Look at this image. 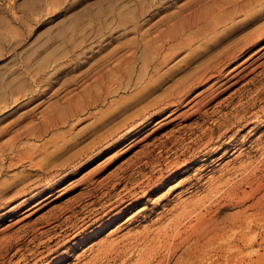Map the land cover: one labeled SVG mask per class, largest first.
<instances>
[{"label":"rangeland","instance_id":"1","mask_svg":"<svg viewBox=\"0 0 264 264\" xmlns=\"http://www.w3.org/2000/svg\"><path fill=\"white\" fill-rule=\"evenodd\" d=\"M246 1L260 9L253 21H203L225 40L261 29L203 107V94L190 98L208 83L160 111L119 104V91L41 134L55 106L95 90L98 73L143 71L147 42L198 4L0 0V264H264V0ZM205 23L182 37L208 34ZM25 149L32 161L16 156Z\"/></svg>","mask_w":264,"mask_h":264},{"label":"bare ground","instance_id":"2","mask_svg":"<svg viewBox=\"0 0 264 264\" xmlns=\"http://www.w3.org/2000/svg\"><path fill=\"white\" fill-rule=\"evenodd\" d=\"M196 4H198V5H196V8H195V6H194L193 10H191L192 7H191V9L189 8L191 11L189 10L190 12H187L184 16H182L181 19L175 21L174 23H170V24L166 25L165 35L164 36H157V37L150 36V37L153 38L150 41L147 40L149 37L147 39H145V40L148 41L147 42V45H148L147 47H148L149 51L153 54V56L149 59V60L152 61V66L150 68L148 66L151 63H149V60H148V61H143V63L145 62L144 63L145 64L144 70L140 71L136 75H132V73H130L131 69L129 70V72H124L125 70L124 71L118 70L119 72H118V74H116V78L120 79L118 81L115 79V77H113L114 74H115L114 71H109L110 68H109L108 71L106 70V72L98 73L97 78L95 79L96 80L95 81V83H96L95 90L91 92L90 90H88L90 88L86 87L85 89L88 92L85 91L86 96L84 98V101L82 100L83 102L79 101L80 97L78 99V98H76L77 96H73L74 98L71 96L66 101V103L61 105V107L59 105L55 106V108L53 107L54 108L53 109L54 110L53 115L50 113L51 116H48V118H46L45 120L41 121V123L39 124V125H42L41 131L43 130L41 132V134H43L45 131H47L48 129H50L52 127H58V126H61V125H66V124H69V122H70V124H69L70 127H72L71 125L75 124L78 121V120L75 119L76 118L75 116L80 114L82 111H87L88 108L96 107L101 101L106 100L109 95L118 94L119 91L126 92V94L125 93H122L124 95L120 94V97L119 96H118L119 98L117 97L118 98L116 100L117 103L119 101H120L119 104L120 103L122 104V102L126 103L125 100H128V99L131 102H133L134 104H138V103H141V102L144 101L145 103L143 104V106H140L139 108H141V107L142 108H146L147 106H152V105L153 106H161L159 109H156L157 111H160L161 109H163L165 107H169V106H172V107L173 106H178L183 101H185L184 99L187 98L186 94L188 93V91L190 92V90L194 86H196V85H198L200 83H208V84L202 90L200 89V91L197 94H195L193 97L190 98V99H194L195 97H201V95L203 94L202 98H200L199 100L196 99V101L194 103V104L197 105L196 108H198L202 104L203 98L207 97V100H211L212 97L216 96L217 93L219 92L217 90L219 89L220 85H222L224 83V82H220L218 84V81L219 80L221 81V79L224 80L225 78H226L225 80L229 79L228 74L231 72V69H235L236 67H239L240 65H243L241 63H243V61L246 58L244 57L245 59L240 61V63L238 64L239 66L232 65L231 66L232 68L230 67V69H228L227 71L226 70L224 71V69L226 68V65L228 63H230L231 61H233L237 57L238 54H240L243 51H245L247 46L248 47H249V45L251 46V44L254 41H256L257 38H259V35L261 34V32H260L261 29H260V31L259 30H254L253 32L247 31L246 33L242 34L243 36L239 40H225L226 35H221L220 34L221 30L223 28L222 29L219 28L220 30L216 29V25L219 22L218 20L222 21V19L223 20L226 19V20H228V25H232L233 23L239 22V21H241L242 18H244L246 20H249V21H253V20H255L256 15L260 11V9L255 8V9L250 10L249 6L251 4L248 5L247 1L244 2V0H196ZM234 5H236V6L234 7ZM256 7H258V6H256ZM237 11L241 12L240 14H243V16L241 18H239V19H236L235 15H234V13H236ZM208 17L210 19L211 18L214 19V20H211L212 22L213 21H218L217 23L215 22L216 24L213 23L215 26H213L212 24H210L211 26H209V21L210 20L209 21L206 20V23L203 22V21H205V19H208ZM212 22H210V23H212ZM199 23H205L204 25H206V28H207V26H209L207 28L209 30L208 34H204L201 37H197V36H193L192 37V35L190 36V35L186 34V36L182 37V35L184 33L189 31L190 29L194 28L195 26L197 27V25ZM225 25H227V24H225ZM162 34H164V33H162ZM197 38H200L198 43L195 42V40ZM194 42L197 43V44H194ZM145 44H143V45H145ZM180 47H186L187 51L181 57H179L177 60H175L174 62L170 63L168 66L163 68L162 65H165L166 63H168L175 56L177 49L180 48ZM262 47H263V45H262ZM164 48L166 49V51L164 50ZM163 50L165 52H163ZM131 53H133V51L132 52L130 51V55H131ZM128 55H127V57H130ZM122 58H120V59H122ZM126 59H128V58H125L124 60H126ZM145 60H147V59H145ZM123 61H120V62L124 63ZM126 62H127V60H126ZM125 64L126 63H124V65H122V66L125 67ZM114 65H116V64H114ZM185 68L187 70L179 78H176V79H173V80L171 79V78H174L173 77L174 74H176L180 70L183 71V69H185ZM262 68H263V66H262ZM112 69H114V68H112ZM115 69H117V68H115ZM262 71H264V70H262ZM125 76H127V79L125 81L121 80ZM263 76H261V77H263ZM110 78L114 79V80L113 81H109V83L106 84L105 81L109 80ZM214 78H215V80H212ZM169 79H171L172 82L170 81L171 83L166 84L167 82H169ZM235 81H237V80L235 79ZM249 81L251 82V80H249ZM110 82L113 83V84L111 83L113 86H110ZM245 83H246V81H245ZM163 84L165 86L162 87ZM92 87H94V86H92ZM160 88H161V92H159V94H154L158 89L160 90ZM263 88H264V85H263ZM235 90H237V88ZM260 91H261V89H260ZM263 91H264V89H263ZM151 95H154V96H151ZM148 97H150V98H148ZM190 99H189V101H190ZM114 101L115 100H113V102ZM110 104L111 103L107 104V106L110 105ZM113 104L115 105V102ZM230 104H231V102H230ZM110 107L112 108V106H110ZM113 107H115V106H113ZM202 107H203V104H202ZM242 107H244V105ZM108 108H109V106H108ZM121 108H123V107H121ZM139 108H138V110L136 109L137 111L135 110V112H139ZM125 109H126V107H125ZM121 110H124V108L121 109ZM170 111L167 113V115H170V113H171ZM117 112H119V111H117ZM132 112H133V110H132ZM230 112H231V109L228 110L226 112V114H228ZM234 112H236V111H234ZM224 115L222 114V116H224ZM231 115H232V113H231ZM131 116H132V114L128 115V118H130ZM133 116H135V115H133ZM71 117H75L74 118L75 120L69 121ZM227 119L229 120L230 118H227ZM231 119H233V118H231ZM131 121H132V119H131ZM136 123H138V122H136ZM223 125H221V126L223 127ZM40 127H39V129H40ZM231 127H233V126H231ZM209 129L211 130V127ZM209 129H208V132L210 131ZM29 133H32V132H29ZM207 139H209V138H207ZM65 142L66 141H64V142H62L60 144V146L62 145V148H63V145L66 144ZM60 146H57L54 150L58 151V152L62 151L61 149H58ZM20 151H22V150H20ZM55 151H54V153H55ZM16 156H18L19 159H23V160L24 159H28L29 161L30 160L32 161V152L30 151V149H25L22 156H19V155H16ZM36 164L39 165L38 163H36ZM245 167H246V165H245ZM245 167H242V168H245ZM250 177L252 178V176H250ZM14 183H15L14 179L11 180V181H7L3 185L2 190H4V188L7 189L8 187L9 188L12 187V185ZM14 194H15V192H14ZM233 194H234V192H233ZM202 222H204V221H202ZM202 225H204V224H202ZM206 225H208V224H206Z\"/></svg>","mask_w":264,"mask_h":264}]
</instances>
